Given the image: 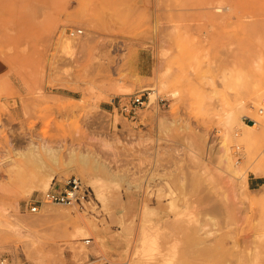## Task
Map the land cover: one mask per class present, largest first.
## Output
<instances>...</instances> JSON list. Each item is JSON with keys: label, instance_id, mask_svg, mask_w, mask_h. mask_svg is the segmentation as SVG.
Returning a JSON list of instances; mask_svg holds the SVG:
<instances>
[{"label": "rangeland", "instance_id": "1", "mask_svg": "<svg viewBox=\"0 0 264 264\" xmlns=\"http://www.w3.org/2000/svg\"><path fill=\"white\" fill-rule=\"evenodd\" d=\"M0 64V259L264 264V0H0Z\"/></svg>", "mask_w": 264, "mask_h": 264}, {"label": "built area", "instance_id": "2", "mask_svg": "<svg viewBox=\"0 0 264 264\" xmlns=\"http://www.w3.org/2000/svg\"><path fill=\"white\" fill-rule=\"evenodd\" d=\"M68 33L72 36L83 33L82 29H69ZM145 94H139L134 97H122L118 100V107L122 114L132 119L138 115L139 108L145 105ZM91 191L78 176H71L61 184H53L41 194L32 195L26 202L25 209L32 213H39L41 208L48 203H61L69 206L79 205L85 207L86 202H90ZM93 238H85L87 245L92 243ZM0 264H20L10 258H1ZM88 264H115L109 258L103 256H94Z\"/></svg>", "mask_w": 264, "mask_h": 264}, {"label": "bare ground", "instance_id": "3", "mask_svg": "<svg viewBox=\"0 0 264 264\" xmlns=\"http://www.w3.org/2000/svg\"><path fill=\"white\" fill-rule=\"evenodd\" d=\"M64 46L65 47H71V44H70L69 41H67V42H65ZM44 215L47 218L57 217V216L54 215V213L49 212L47 209L44 211ZM72 225H73V230H74V233L72 234V239H80L81 234L87 232L88 230H91V229L96 228V223H94L91 220L83 219L82 217L81 218L74 219L72 221ZM99 237L102 239L103 242H106L107 241V238L106 237H104V236H99ZM56 250H57L56 244L55 245L48 244V245H46V246L38 249L35 253L43 254L45 251H47L49 253V256L55 257L54 254L56 253ZM54 264H65V261H63V260H57L56 257H55Z\"/></svg>", "mask_w": 264, "mask_h": 264}, {"label": "crops", "instance_id": "4", "mask_svg": "<svg viewBox=\"0 0 264 264\" xmlns=\"http://www.w3.org/2000/svg\"><path fill=\"white\" fill-rule=\"evenodd\" d=\"M2 70V65L0 64V71Z\"/></svg>", "mask_w": 264, "mask_h": 264}]
</instances>
